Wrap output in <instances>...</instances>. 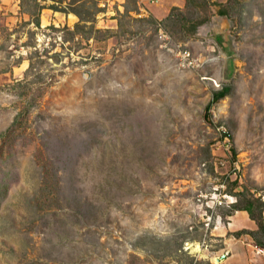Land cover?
<instances>
[{"label":"rangeland","instance_id":"1","mask_svg":"<svg viewBox=\"0 0 264 264\" xmlns=\"http://www.w3.org/2000/svg\"><path fill=\"white\" fill-rule=\"evenodd\" d=\"M244 199L264 0H0V264H217Z\"/></svg>","mask_w":264,"mask_h":264},{"label":"crops","instance_id":"2","mask_svg":"<svg viewBox=\"0 0 264 264\" xmlns=\"http://www.w3.org/2000/svg\"><path fill=\"white\" fill-rule=\"evenodd\" d=\"M225 218V224L222 225V221H217L220 225H216V229L211 233L221 243L217 250L212 251L213 258L218 257V261L215 262L217 264H264V250L255 246L248 234L235 235L241 231L257 229L247 212L237 210ZM208 264H214V262L210 259Z\"/></svg>","mask_w":264,"mask_h":264},{"label":"trees","instance_id":"3","mask_svg":"<svg viewBox=\"0 0 264 264\" xmlns=\"http://www.w3.org/2000/svg\"><path fill=\"white\" fill-rule=\"evenodd\" d=\"M77 16L80 18L79 15H77ZM36 24L38 25L37 20H36ZM227 92H228V88H222L220 91L215 92L213 94L212 100L207 104L206 109L209 110L211 103L217 101L218 99L223 98L224 96H226ZM244 201H245V203H244ZM244 201H243V204L241 201L240 202L241 204L238 203L237 205H234L233 210L234 211L242 210V211L247 212L248 216L255 222L257 229L254 231H248V232L247 231H241V232L235 233V235L248 234L252 238L255 246L264 250V225H263V222L261 220V212L264 210V204L263 203L260 204V206L258 208H259V210H261V212H260L258 217H255L253 215L254 205H255V203L256 204L259 203L258 200H255V202H253L251 200H247V199L245 200L244 199ZM227 215H229V214H227Z\"/></svg>","mask_w":264,"mask_h":264},{"label":"built area","instance_id":"4","mask_svg":"<svg viewBox=\"0 0 264 264\" xmlns=\"http://www.w3.org/2000/svg\"><path fill=\"white\" fill-rule=\"evenodd\" d=\"M188 57H189V55H186V56H183L182 59H185L186 62H187ZM186 62L184 61V63H186ZM222 133H224V135H223L224 139H227V141H229L228 136L225 134L226 132H225L224 130H222ZM222 195H223V194H222ZM222 195H221V196H222ZM225 195H226V194H225ZM226 197H227V196H226ZM222 199H225V198H218V200L216 201L217 206H222V205H223L224 200H222ZM208 221H209V222H208ZM205 224H206L207 226L210 224V218H209V217H207V221H206Z\"/></svg>","mask_w":264,"mask_h":264}]
</instances>
